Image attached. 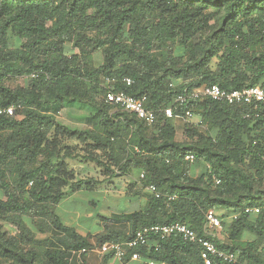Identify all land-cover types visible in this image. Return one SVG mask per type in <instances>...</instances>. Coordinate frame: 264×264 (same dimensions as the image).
<instances>
[{
	"label": "trees",
	"instance_id": "trees-1",
	"mask_svg": "<svg viewBox=\"0 0 264 264\" xmlns=\"http://www.w3.org/2000/svg\"><path fill=\"white\" fill-rule=\"evenodd\" d=\"M10 36L18 47H10ZM177 48L181 55H175ZM94 54L102 58L97 66ZM25 76L26 87L3 84ZM123 78L132 84L125 86ZM211 85L228 92L264 87V0H0V106H15L18 116H0V130L8 131L0 138V264H71L72 253L83 264L92 245L55 213L66 191L92 188L75 182L66 160L77 158L110 178L132 169L143 173L134 194L145 191V209L99 215L102 223L127 224L130 231L103 224L106 234L96 237L97 248L127 241L144 228L182 223L239 263L264 264L261 107L187 101L173 114L191 110L207 129L185 125L187 139L180 142L175 119L164 114L185 91ZM107 87L145 97L154 124L105 103ZM64 101L91 110V131L71 130L48 112ZM187 155L193 163L185 161ZM191 164L202 168L195 178L187 170ZM151 185L159 198L145 190ZM253 208L259 213L245 212ZM210 210L219 214L227 244L204 235ZM26 217L35 219L39 232L56 226L62 235L38 244ZM2 222L16 235L4 231ZM247 234L251 240L244 241ZM148 237L135 251L144 262L203 264L199 245L179 234ZM111 259L104 255L101 264Z\"/></svg>",
	"mask_w": 264,
	"mask_h": 264
},
{
	"label": "built area",
	"instance_id": "built-area-1",
	"mask_svg": "<svg viewBox=\"0 0 264 264\" xmlns=\"http://www.w3.org/2000/svg\"><path fill=\"white\" fill-rule=\"evenodd\" d=\"M34 78V75H31ZM111 80L110 82H113ZM122 83L125 86H130L132 81L129 78H123ZM1 99V98H0ZM211 100L214 102H221L227 105L243 104L246 106H260L261 117H264V87L254 86L242 91H224L221 90L217 85H211L202 87L200 89L193 90L189 93L186 91L175 99V106L164 110V114L167 118H174L175 120L183 119L186 122H191L193 119V112L191 110L184 111L183 115H174L173 112L177 110V106H182L187 101H204ZM104 102L115 106L125 112L134 114L138 120L142 121L145 125L151 126L156 120V115L153 111L146 108V98H135L124 92H116L112 87H107L104 95ZM0 116L15 117L16 108L13 105L2 107L0 106ZM250 115L247 114L246 117ZM18 117V116H16ZM201 125L200 120L196 125ZM185 161L193 163V155L185 156ZM143 178V173L140 174V179ZM214 184L218 185L219 180L214 179ZM156 198L160 197V194L156 191L154 186H149L145 189ZM246 213H259L258 208L246 209ZM236 218V215L231 217ZM223 231L222 220L216 215L214 211H208L204 217L203 233L206 237H212L214 232ZM154 234L159 236L160 239L168 238L172 234H179L185 241L196 243L200 247V259L203 264H213V260L217 259L225 263L237 264L239 263L238 258L233 253H227L219 250L213 240L198 237L196 233L187 225L182 223H173L170 225H157L149 228L138 230L134 235L127 241L123 242H106L98 247L100 255L111 254L112 258L124 262L128 258V261H138L139 254L135 252L138 248L144 247L149 242V235ZM82 252H85L82 250ZM145 264H170V263H156L147 261ZM239 264H248L247 262H241Z\"/></svg>",
	"mask_w": 264,
	"mask_h": 264
},
{
	"label": "crops",
	"instance_id": "crops-1",
	"mask_svg": "<svg viewBox=\"0 0 264 264\" xmlns=\"http://www.w3.org/2000/svg\"><path fill=\"white\" fill-rule=\"evenodd\" d=\"M69 103L66 105L68 107H65L63 103L57 104L56 105L57 114H59L60 111L66 108H70ZM91 113L92 112H90V114H88L82 120H73L75 122V125L77 126L75 127L76 129L74 130L84 131V132L91 131L92 130V123L90 121V117L92 115ZM56 117L57 116L55 115V118ZM84 122L87 127L86 129L80 128L82 124H84ZM66 163L68 164L69 168L73 170H75L76 167L81 169L83 167L84 168L87 167L90 164H95L88 160H82L81 158H77L75 160H66ZM96 168L98 170H101L97 165H96ZM201 172H202V168L200 164H191L190 170L188 171L189 175L194 178L199 176ZM75 174L77 176L76 172ZM140 174L141 173L139 172L138 169H132V172L130 173V175L119 176V174H117V176L113 178L107 177L109 179L110 184L114 183L115 182L114 180L116 179L125 178V179H122L124 181L122 185H119V187H117L116 185V188H114L113 190L109 188V191H107L108 189H106V187L104 186L102 188H96L95 182L93 181H83L84 184H87L88 182H90V185H92V188L91 189L82 188L74 192L66 191L67 193L66 197L55 207V213L60 218L62 224L65 227L73 229L80 237L87 238L88 242L92 245V248L89 249L86 253L83 264H86V263L101 264L102 263L103 255L99 254L98 248L95 246L96 245L95 242H96L97 236L106 234V230H105L104 225H100L101 221L98 218L99 215H101L102 217L110 218V217H115V216H120V215L131 214L135 211H142L143 209H145L147 205V197H146L145 191L143 192L142 195L134 194V192L137 191V188H139V185H140L139 184ZM75 182H76V178H75ZM83 189L92 190L91 194L101 197V200L103 201V212L104 213L100 214L98 211L94 213L95 204L93 200H91L88 203L87 208L83 212L79 210L77 211V209L75 208L68 209L66 207V205L68 204L67 200L71 198L72 196L76 195L77 193H80ZM133 202H139L141 206H139V208L126 209L128 205L132 206ZM114 226H116V224ZM114 230H117V228L114 227ZM213 236L215 240L221 241L222 243H225V244L228 243V239H227V236L224 234V231H222V233L214 232ZM249 239L251 240V237L248 234L246 236L244 235L243 237L244 241L249 240ZM145 263L146 262L140 259L138 261L119 262L112 258L109 261V264H145ZM74 264H81V263H79V261L76 259L74 261Z\"/></svg>",
	"mask_w": 264,
	"mask_h": 264
},
{
	"label": "rangeland",
	"instance_id": "rangeland-1",
	"mask_svg": "<svg viewBox=\"0 0 264 264\" xmlns=\"http://www.w3.org/2000/svg\"><path fill=\"white\" fill-rule=\"evenodd\" d=\"M9 42H10V47L11 48H16L19 46V43L14 39V37L10 36L9 37ZM181 51L179 48H177L175 50V55H181ZM101 56L100 54H94V64L97 66L100 62H101ZM3 84L11 89H15L17 87H26L28 85V77H20V78H7L3 81ZM63 105L66 106L69 101H64L62 102ZM70 108H66L62 111H60L59 114H57L56 109L53 107H49L48 108V112L55 114L56 117V121L66 127H68L71 130L76 129L75 127H77L75 125V122L73 120H82L84 119L88 114H90L91 110L84 104L79 103V102H70ZM70 118V119H69ZM72 119V120H71ZM199 121V118L197 115L193 116V119L191 122H186L183 119H179V120H175V139L176 141H185L187 139L186 135H185V125L187 127V125H193L195 126L196 123ZM79 128V127H78ZM82 129H86V124L84 122V124H82V126L80 127ZM79 128V129H80ZM199 130L201 132H205L206 131V125H202V127H198ZM8 134V131L5 130H0V138L4 137ZM68 144H73L72 141H68ZM73 170V169H72ZM187 170H190V166L187 167ZM77 173L76 176V181H93L95 182V186L96 188H102L103 186L106 187V189H108L107 191H109L110 189H114L117 187H119V185L123 184V180L125 178H121V179H116L114 180L115 182L110 184L109 183V179L101 172V170H98L96 168L95 164H90L87 167H83V168H78L76 167L75 170H73ZM197 172V171H196ZM84 187V186H83ZM140 187V185H139ZM66 190V188L64 189ZM92 190H86L83 189L80 193H77L76 195L72 196L71 198H69L68 204L66 205V207L68 209H77V211H81L83 212L87 206L88 203L93 200L94 204H95V209H94V213L96 211H98L100 214L104 213L103 212V201L101 200L100 196L91 194ZM0 198H3V193L0 190ZM140 203L139 202H133L132 206L128 205L126 209H133V208H139ZM129 207V208H128ZM217 214V213H216ZM219 215V214H217ZM25 224L26 227L30 230V232H32V234L34 235V240H36V242L38 244H43L45 242H50L49 238L53 236H56L57 238H60L59 236H61V231L57 229L56 226H54L52 228V232L51 233H41L39 232L36 223H35V219L33 217H26L25 218ZM106 224L107 225V230L112 229V227H116L118 230H122V231H130V226L125 224H117L116 226H114V223H112V221L110 222H106L104 221V223L101 222L100 225ZM2 229L4 231H8L11 235H16V231L12 226H9L8 224L2 222ZM222 233V231L220 232ZM93 241V240H92ZM96 243V242H95ZM97 245V244H96ZM79 257V253L78 254H70L69 255V261L71 264H74V261L77 259L78 260ZM81 261H79L80 263ZM88 264V263H86Z\"/></svg>",
	"mask_w": 264,
	"mask_h": 264
}]
</instances>
